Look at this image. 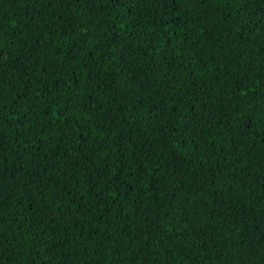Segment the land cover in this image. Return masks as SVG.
I'll return each mask as SVG.
<instances>
[{
    "label": "trees",
    "instance_id": "1",
    "mask_svg": "<svg viewBox=\"0 0 264 264\" xmlns=\"http://www.w3.org/2000/svg\"><path fill=\"white\" fill-rule=\"evenodd\" d=\"M246 7L96 0L53 21L0 0V264H264V0ZM76 162L119 179L90 194Z\"/></svg>",
    "mask_w": 264,
    "mask_h": 264
},
{
    "label": "snow or ice",
    "instance_id": "2",
    "mask_svg": "<svg viewBox=\"0 0 264 264\" xmlns=\"http://www.w3.org/2000/svg\"><path fill=\"white\" fill-rule=\"evenodd\" d=\"M95 2H96V0H32L33 5L42 4V6L45 9V13H42V15L46 14V13H51V19L53 21H55L57 19V15H56V12L54 11V9L58 8L59 5L66 4L67 7L69 8V10H71V8L73 6L78 7L82 3L85 5L91 4L94 6ZM171 2L173 4H175V3H178L179 0H171ZM248 2H249V0H239V11L241 12V14L243 12L247 11L246 5L248 4ZM104 3L109 5L113 10H115L119 7H126L127 0H104ZM100 10L102 11V8ZM88 12L90 13V17H89L86 25L81 26L85 29L84 35L80 36L78 39H74V41H73L74 44L78 43V44L88 45L89 44L88 38L93 36L92 31H89L87 29V25H94L95 24L97 12L93 11L92 7L88 8ZM107 19L112 20V24L109 25L108 30L113 35H116L117 33H116V28H115V17L108 16ZM69 33H71L73 35V37L77 36V26H76L75 22L65 26L64 35L67 36ZM53 34H55V33H53ZM89 50L93 51V56H94L95 52H99V47L96 45H91L89 47ZM71 51L75 52L76 48H73ZM2 57H3V52L0 51V66H2V63H3ZM75 59H76V57L74 55H70L68 62L71 63L72 60H75ZM92 62L94 65L96 64L95 60H93ZM23 67L24 66L22 64H18L17 70H21V69H23ZM29 71H30V69H29ZM26 75H27L26 72H22V76H26ZM74 82L79 86V80L78 79L74 80ZM52 83H53L54 87L51 90H49V92H48L49 96L52 95V91H55L56 88H58V84L55 80H53ZM91 83H92V81L88 80V84H91ZM97 86H99V85H97ZM2 87H3V81L0 80V88H2ZM31 95H32V91H31V89H29L21 95L20 99L23 100L25 97L31 96ZM245 126H248V125H245ZM130 139L131 138L129 137V138L124 140V146L125 147H127V144L129 143ZM158 150H159V147L154 149L153 152L158 151ZM139 155L141 157H143L146 155V153L141 152ZM157 159H159V158H157ZM72 167L74 170L84 173L82 178H83L86 186L91 189L90 194H93V195L96 193L97 189L101 188V181H103V190L109 191L110 189H112L113 184H115L119 179V177H117L115 175L108 176V170L107 169L93 173V172L89 171L88 169L82 168L81 162L74 163L72 165ZM130 171H134V170L130 169ZM154 171H155V169H154ZM169 175L171 177H175L177 175V170L175 167H173L171 169V172L169 173ZM106 176L108 177L107 179H105ZM159 182H160L159 179H157L156 183L159 184ZM47 183H51L50 178L47 180L41 181L39 187L32 189V190L39 191L40 188H42L44 186V184H47ZM192 189L194 191H197V192H200L203 190L198 181L193 182ZM115 190L117 191V193L119 192L118 188ZM67 194L70 195L71 193L68 192ZM95 198L97 199L98 204L104 203V201L102 199H100L98 196H95ZM74 203L77 206H82V209L89 207V205L87 203H82V201L79 198H77ZM123 209H124L123 197L116 195V196L112 197L111 203L108 207H106L105 211H106V214L109 216H112L113 219H119V217L124 214ZM68 211H69V213H71L73 211V209L70 207L68 209ZM114 212H115V215H113ZM60 218L63 219V216L61 215ZM53 223H55V221H53ZM0 247H2V244H0ZM2 259H3V257H2V255H0V260H2Z\"/></svg>",
    "mask_w": 264,
    "mask_h": 264
}]
</instances>
